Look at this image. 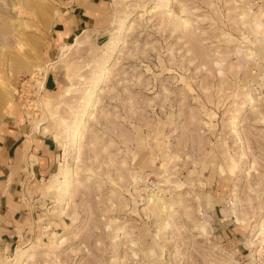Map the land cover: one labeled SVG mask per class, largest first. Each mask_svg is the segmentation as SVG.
<instances>
[{
    "label": "rangeland",
    "instance_id": "374dc122",
    "mask_svg": "<svg viewBox=\"0 0 264 264\" xmlns=\"http://www.w3.org/2000/svg\"><path fill=\"white\" fill-rule=\"evenodd\" d=\"M67 4L0 0V124L55 161L0 264H264V0H110L63 42Z\"/></svg>",
    "mask_w": 264,
    "mask_h": 264
},
{
    "label": "crops",
    "instance_id": "0c3cea01",
    "mask_svg": "<svg viewBox=\"0 0 264 264\" xmlns=\"http://www.w3.org/2000/svg\"><path fill=\"white\" fill-rule=\"evenodd\" d=\"M109 1L65 0L68 4L60 12L57 38L65 42L98 20L96 15ZM31 128L16 118L0 124V247L27 237L26 229L37 208L29 200L30 190L34 180L49 174L55 165L52 146L37 133L42 127ZM35 160L33 176L29 165Z\"/></svg>",
    "mask_w": 264,
    "mask_h": 264
},
{
    "label": "bare ground",
    "instance_id": "6f19581e",
    "mask_svg": "<svg viewBox=\"0 0 264 264\" xmlns=\"http://www.w3.org/2000/svg\"><path fill=\"white\" fill-rule=\"evenodd\" d=\"M84 36V34L83 33H81V34H79L77 37H76V41H75V44H70V45H64L63 47H62V52H63V56L64 57H62V58H65L66 57V55H67V53L69 52V51H71L76 45H78L80 42H81V38ZM62 56V55H61ZM91 104V103H90ZM39 127V126H38ZM39 129V128H38ZM41 129V128H40ZM66 176H67V174H66ZM67 183H68V181H67ZM66 183V184H67ZM65 184V185H66ZM67 186V185H66ZM24 254V253H23Z\"/></svg>",
    "mask_w": 264,
    "mask_h": 264
}]
</instances>
